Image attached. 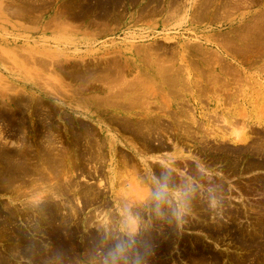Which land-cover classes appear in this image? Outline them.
<instances>
[{
	"label": "rangeland",
	"instance_id": "rangeland-1",
	"mask_svg": "<svg viewBox=\"0 0 264 264\" xmlns=\"http://www.w3.org/2000/svg\"><path fill=\"white\" fill-rule=\"evenodd\" d=\"M0 140V264H264V0H0Z\"/></svg>",
	"mask_w": 264,
	"mask_h": 264
},
{
	"label": "bare ground",
	"instance_id": "bare-ground-1",
	"mask_svg": "<svg viewBox=\"0 0 264 264\" xmlns=\"http://www.w3.org/2000/svg\"><path fill=\"white\" fill-rule=\"evenodd\" d=\"M230 4V3H229ZM93 19V18H92ZM226 38V37H225ZM226 41V40H225ZM230 41V40H229ZM152 44V43H151ZM227 44H228V42H227ZM226 45V44H225ZM227 47V46H226ZM137 48V47H136ZM149 48V47H148ZM247 49V48H246ZM202 51V50H201ZM245 51V50H244ZM136 53V52H135ZM205 54V53H204ZM208 57V56H207ZM126 59V58H125ZM129 62V61H128ZM130 65V64H129ZM225 67V66H224ZM110 71V70H109ZM116 71V70H115ZM121 72V71H120ZM118 73V72H117ZM124 74V73H123ZM120 79V78H119ZM126 80V79H125ZM92 85V84H91ZM121 88V87H120ZM130 104V103H129ZM17 107V106H16ZM14 108V107H13ZM107 110V109H106ZM111 111V110H110ZM123 113V112H122ZM17 121V120H16ZM20 121V120H19ZM36 121V120H35ZM20 123V122H19ZM137 123V122H136ZM149 123V122H148ZM16 124V123H15ZM46 130V129H45ZM44 130V131H45ZM161 131V130H160ZM117 132V131H116ZM14 133V132H13ZM105 133H106V130H105ZM113 133V132H112ZM21 134V133H20ZM37 134H39V133H37ZM46 134V133H45ZM83 134V133H82ZM41 135V134H40ZM92 135V134H91ZM40 138V137H39ZM38 138V139H39ZM108 138V137H107ZM241 138H243V137H241ZM245 138L246 137H244V139H238L237 141L238 142H245ZM99 139V138H98ZM117 138L113 135L112 137H111V139L110 140H112L113 141V147H111V150H113V152H114V150H115V147L117 146V145H115L117 142H119V141H117L116 140ZM2 140V139H1ZM0 140V141H1ZM53 140V139H52ZM108 141V140H107ZM155 142V141H154ZM12 143V142H11ZM98 144V143H97ZM102 144V143H101ZM104 144V143H103ZM110 144V143H109ZM141 144V143H140ZM8 145V144H7ZM98 145H100V144H98ZM12 146V145H11ZM106 146H107V143H106ZM6 147V146H5ZM3 148V147H2ZM91 148V147H90ZM97 149H98V147H96ZM5 149V148H4ZM102 148H100V150H101ZM101 152V151H100ZM111 152V151H110ZM97 153V152H96ZM95 153V154H96ZM102 153V152H101ZM104 153V152H103ZM99 154V153H98ZM112 154V153H111ZM138 154V153H137ZM144 154V153H143ZM97 155V154H96ZM110 155V154H109ZM139 155V154H138ZM2 156V155H1ZM144 157V156H143ZM152 157H155L156 158V156H152ZM3 158V157H2ZM14 158V157H13ZM158 158V157H157ZM11 159V158H10ZM161 162H163V164H165V165H168L169 166V163L167 162V161H165V160H163V159H160V158H158ZM16 160V159H15ZM155 160V159H154ZM156 161V160H155ZM142 162V161H141ZM4 163V162H3ZM2 164V163H1ZM56 164V163H55ZM5 165V164H4ZM27 165V164H26ZM150 166V165H149ZM27 167V166H26ZM75 167V166H74ZM95 167V166H94ZM111 167V166H110ZM149 168V167H148ZM94 170H96V169H94ZM93 170V171H94ZM149 170V169H148ZM14 171V170H13ZM21 171V170H20ZM29 171V170H28ZM95 172V171H94ZM58 173V172H57ZM149 173H150V171H149ZM148 173V174H149ZM8 174V173H7ZM23 174V173H22ZM28 175H30V174H28ZM81 175V174H80ZM84 175V174H83ZM82 175V176H83ZM8 176H9V174H8ZM158 178V177H157ZM134 179V178H133ZM10 180V179H9ZM26 180V179H25ZM31 180V179H30ZM8 181V180H7ZM21 181H24V180H21ZM4 182H6V181H4ZM20 182V181H19ZM74 182H75V180H74ZM25 183V182H24ZM63 184V183H62ZM160 184V183H159ZM64 185V184H63ZM175 185V184H174ZM62 186V185H61ZM63 187V186H62ZM139 188V187H138ZM142 188V187H141ZM172 189V188H171ZM137 190H139V189H137ZM132 193V192H131ZM185 193V192H184ZM183 193V194H184ZM163 194V193H162ZM166 194V193H165ZM167 194H168V192H167ZM180 193L179 192H174V196L175 197H173L174 199H176V201L177 200H180L181 201V195H182V193H181V195H179ZM132 196V195H131ZM140 196V195H139ZM133 197V196H132ZM181 197V198H180ZM205 197V196H204ZM152 198V197H151ZM191 198V197H190ZM134 200H133V203L134 204H139L140 206L143 204L142 202H140V201H144L143 200V198H141V197H134L133 198ZM140 199V200H139ZM147 200H149V199H147ZM78 201V200H77ZM49 202V201H48ZM129 202H131V201H129ZM145 202V201H144ZM150 202V201H149ZM182 202V201H181ZM147 203V202H146ZM177 203V202H176ZM127 204H128V202H127ZM126 204V205H127ZM182 204V203H181ZM147 205V204H146ZM150 206V205H149ZM179 206H180V203H179ZM137 207V206H136ZM140 208V207H139ZM138 209V208H137ZM157 209V208H156ZM169 209V208H168ZM131 212V211H130ZM138 214V213H137ZM127 216V215H126ZM137 216V215H136ZM177 218V217H176ZM112 220H113V218H112ZM139 221V220H138ZM113 222V221H112ZM146 222V221H145ZM5 224V223H4ZM170 224V223H169ZM109 225V224H108ZM137 225V224H136ZM113 226V225H112ZM141 226V225H140ZM139 226V227H140ZM107 229H109V228H107ZM128 229H130V230H137L136 229V227H135V222L133 221V220H130L129 221V228ZM106 231V230H105ZM108 231V230H107ZM115 233V232H114ZM113 235V234H112ZM136 235V234H135ZM117 236V235H116ZM17 242V241H16ZM155 245V244H154ZM166 258V257H165ZM251 259V258H250ZM17 261V260H16ZM61 263V262H60ZM118 264V263H117Z\"/></svg>",
	"mask_w": 264,
	"mask_h": 264
},
{
	"label": "clouds",
	"instance_id": "clouds-1",
	"mask_svg": "<svg viewBox=\"0 0 264 264\" xmlns=\"http://www.w3.org/2000/svg\"><path fill=\"white\" fill-rule=\"evenodd\" d=\"M215 206V205H214Z\"/></svg>",
	"mask_w": 264,
	"mask_h": 264
}]
</instances>
